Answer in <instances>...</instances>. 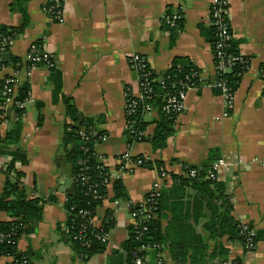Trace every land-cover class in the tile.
Listing matches in <instances>:
<instances>
[{
  "label": "crops",
  "instance_id": "obj_1",
  "mask_svg": "<svg viewBox=\"0 0 264 264\" xmlns=\"http://www.w3.org/2000/svg\"><path fill=\"white\" fill-rule=\"evenodd\" d=\"M15 1L0 0V26L15 29L5 56L19 60L18 68L11 62L0 66V100L3 78L12 70L20 69L22 74L27 70L31 46L49 51L51 66H33L28 80L20 84L28 83L30 90L17 144L3 142L15 119L16 107L3 108L0 101V117L6 111L0 122V197L8 176L17 179L28 198H55L45 203L42 219L34 230L17 241L20 252L36 254L35 264L78 263L61 234L68 215L63 207L67 191L59 192V183L65 180L62 162L71 167L61 146L64 126L70 122L63 97L71 98L79 117L95 120L94 132L101 135L94 151L111 174L93 225L101 227L111 212L114 226L108 232L104 251L93 255L87 264H117L120 256L113 251L128 239L129 228L135 223L134 210L147 195L157 185L161 189L171 187L173 176H189L187 170L191 168L204 170L206 176L211 163L219 158L235 164L228 182L233 216L255 229L264 228V165L258 163L264 161V0L230 1L233 38L239 54L249 58L230 106L211 83L214 58L211 44L202 33L211 25L212 0H59L61 21L45 11L50 0H27L21 6ZM175 16L179 19L172 27L166 20ZM132 54L142 56L156 74L164 73L173 59L181 56L202 70L201 86L186 92L175 131L160 150H154L146 139L128 143L126 92L135 96L139 91L130 63ZM53 70L59 73L57 77H53ZM153 129L154 124L148 125L143 135L148 137ZM17 151L26 162L15 161L13 173H8ZM134 156L151 164L134 165L130 163ZM155 162H161L160 170ZM15 173L22 175L16 177ZM117 179L126 193L120 199L114 198L113 182ZM197 192L188 187L182 204L176 207L182 219L176 224L181 227L175 228L171 213L161 220L168 240H184L188 232L205 242L209 254L222 245L225 259L217 256L213 262L232 264L244 256L243 244L226 235L210 237L205 230L209 209L196 199L201 195ZM10 220L0 210V222ZM159 255L164 264H181L173 261L168 244ZM6 261L0 257V264ZM246 264H264V240L246 255Z\"/></svg>",
  "mask_w": 264,
  "mask_h": 264
},
{
  "label": "trees",
  "instance_id": "obj_2",
  "mask_svg": "<svg viewBox=\"0 0 264 264\" xmlns=\"http://www.w3.org/2000/svg\"><path fill=\"white\" fill-rule=\"evenodd\" d=\"M25 1L27 0H16L15 4L21 6ZM14 31V28L0 26V57L4 65H9L11 62L18 68V59L5 56L8 51V41L12 38ZM228 32L231 37L224 42L222 48L224 57L239 56L238 44L233 38L231 27ZM202 33L211 44L212 52L215 51V44L219 38L217 28L210 25ZM37 44L39 45L38 42ZM214 61L217 60L214 59ZM248 64L249 58L243 57L241 61L232 62L227 71L221 72L215 69V75L211 82L214 90L217 93L221 92V89L214 84L223 81L229 92L234 94ZM58 74L53 70V77H57ZM147 81L152 92L143 102H149L156 110V115L150 121L146 119L142 113L143 102L140 101L136 112L129 119L133 121L134 129L137 132L145 131L150 124H154V129L148 137L138 136L127 131L128 143L146 139L151 143L154 150H160L166 146L167 139L174 133L177 117L176 112L166 113L163 111L162 107L166 103L164 95L181 88L180 83L182 82L193 83L195 87L199 88L202 83V70L187 57H175L170 67L162 74H156L150 68ZM29 90L28 83L20 85L17 88L15 100L27 102ZM1 97L0 101L3 103L4 97ZM63 102L70 122L64 126L61 146L71 164L74 188L66 193L63 207L68 215L66 228L61 231V234L70 244L73 254L78 260L77 264H87L93 255L104 251L105 244L100 241V236L103 233H108L114 226V218L111 212L106 214L101 228L95 227L90 222L95 216L96 208L102 202V196L106 194V182L110 179L111 174L106 167L102 166L94 151V145L99 142L101 135V133L94 132L95 120L79 117V112L71 98L63 97ZM37 107H41V105L37 104ZM14 109L15 119L11 129L3 139L4 145L17 144L19 141L22 114L26 112V107ZM5 116L6 111L3 110L0 122L1 119H5ZM13 154L14 158L8 166V173H13L15 161L26 162L25 157L19 151ZM136 159L143 161L141 166L151 164L145 162L141 156L131 157L132 161ZM155 164L160 170L161 162H155ZM204 166L207 170L208 162ZM205 173L204 170H198L194 176H173L171 187H163L157 194L147 196L149 199L147 206L151 209V215L144 219L139 227L132 225L129 228L128 239L113 251L114 255L120 256L117 264H136L135 259L142 255L149 256V260H145L142 264H156L159 254L162 253L167 244L174 262L181 264H223L225 262H220L221 260L217 263L213 262L214 257L217 256L225 259L226 250L222 245L216 246L212 254H209L205 242L188 232L184 240H178L175 237L168 240V234L162 227L161 220L167 218L171 213V222L175 224V228L181 227L176 224L182 221L176 207L182 204L188 187L195 188L197 193L202 195L197 196L196 199L203 202L209 209L210 219L205 230L210 233V237L226 235L229 240L240 241L242 244L245 242V236L241 234V223L235 219L232 213V193L227 192L224 182L206 179ZM21 175L22 173H15L16 177ZM113 191L114 198L126 197L120 179L113 182ZM48 201L54 202L55 198L53 196L28 198L24 189L18 186L17 179L13 181L7 176L4 193L0 197V210L5 211L12 220L0 222V233L11 234V241H18L23 235L30 234L41 221L43 207ZM143 227L144 230H142ZM249 228L253 230L252 240L256 246L258 241L264 240V228L255 229L252 225H249ZM0 256H11L16 264H35L34 258H36V254L33 252H20L16 243H9L6 239L0 242ZM232 264H242L241 258L234 259Z\"/></svg>",
  "mask_w": 264,
  "mask_h": 264
},
{
  "label": "built area",
  "instance_id": "obj_3",
  "mask_svg": "<svg viewBox=\"0 0 264 264\" xmlns=\"http://www.w3.org/2000/svg\"><path fill=\"white\" fill-rule=\"evenodd\" d=\"M230 1L231 0H212L211 2V12H210V24L215 26L218 30V40L215 44V51H213V58L217 60L214 61V67L215 69L224 72L227 71L230 67L231 63L237 60H243V56L239 54V56H228L227 58L224 57V54L222 52V48L224 46V42L231 37V34H229L228 30L231 27L230 20H231V14H230ZM45 11L50 14L52 17H54L56 20L61 21V5L59 4V0H50V3L45 7ZM179 19V16H175L172 20H166L168 24H170L172 27H176V21ZM27 70L24 74L21 73L20 69L12 70L11 73H9L7 76H5L1 82V94L4 97V102L2 104L3 108H6L9 105H12L16 108H23L26 106V101H18L15 100L17 87L24 81H27L30 74H31V68L39 63H45L47 66H51V53L47 51L44 48H39L36 45L31 46L28 54H27ZM130 63L131 67L135 71L136 74V84L138 87V94L132 95L128 90L126 92V98H125V104H124V112H125V119L127 124V131L132 134H137L138 136H144L143 132L140 131L137 132L134 129V123L129 118L136 112V108L138 106V103L140 101H144L147 99L151 94V89L148 86L147 77L149 76V69L151 68L147 61L138 54H132L130 56ZM2 59L0 57V66H3ZM148 67H150L148 69ZM248 68V65L246 66V70ZM245 70V71H246ZM163 84V82H161ZM181 88L174 90L173 93L165 94L166 103L162 107L163 111L166 113L169 112H176L179 114L181 109L183 108V103L185 99L186 92L190 88H194L195 86L193 83H180ZM214 86H217L221 89L222 95L227 100V106L231 105V99L233 96V93L229 92V90L226 88L223 81L217 82L214 84ZM142 113L143 116H145L146 119H152L156 115V110L152 107V105L149 102H143L142 104ZM124 158L129 161L128 156L125 155ZM132 161V160H131ZM141 159H136L135 161H132L130 163L134 165H140L142 164ZM258 163L264 165V161L258 160ZM234 162L230 161L226 158H219L215 161H213L210 165V170L205 176L207 179L211 180H217L222 181L225 183L226 190L229 193V180L231 178L230 171L234 167ZM197 172V169H188L187 173L189 176H194ZM110 179L106 182V188L107 184L109 183ZM161 190L160 186H156L153 191H151L150 196H153L154 194H157ZM147 195V196H148ZM104 196V195H103ZM102 196V197H103ZM149 199H145L143 204L136 207L134 210L135 215V223L133 226L139 227L141 222L148 218L151 215V209L147 206ZM94 218V217H93ZM93 218L90 220V222L93 224ZM241 223V234L245 236V242L243 243V255L241 257L242 264H246V255L253 252L255 249V245L252 240L253 236V230L249 228V225L245 221H240ZM101 228V227H97ZM145 228L143 227L142 230ZM139 231V230H138ZM11 234H4L0 233V242L3 240H7L9 243H16L17 241H11L10 239ZM108 239V233H103L100 236V241L102 243H105ZM147 249V248H144ZM7 261L3 264H16V261L11 256H0ZM146 260V255L138 256L135 259L136 264H142ZM156 264H164L163 260L161 259L159 255V259L156 261Z\"/></svg>",
  "mask_w": 264,
  "mask_h": 264
},
{
  "label": "water",
  "instance_id": "obj_4",
  "mask_svg": "<svg viewBox=\"0 0 264 264\" xmlns=\"http://www.w3.org/2000/svg\"><path fill=\"white\" fill-rule=\"evenodd\" d=\"M62 161H64V158H61ZM65 166L66 169L63 171V174H65V180L64 182H60V188L59 192L63 193L65 191L69 192L72 191L74 188V184L72 182V172H71V167L69 165H65L64 162H62V166ZM42 193V192H41Z\"/></svg>",
  "mask_w": 264,
  "mask_h": 264
}]
</instances>
